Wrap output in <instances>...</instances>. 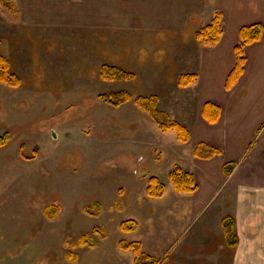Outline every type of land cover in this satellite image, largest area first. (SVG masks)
I'll use <instances>...</instances> for the list:
<instances>
[{
    "label": "rangeland",
    "instance_id": "1",
    "mask_svg": "<svg viewBox=\"0 0 264 264\" xmlns=\"http://www.w3.org/2000/svg\"><path fill=\"white\" fill-rule=\"evenodd\" d=\"M108 1L107 18L100 0H10L13 10L0 1V53L20 81L0 82V136L8 135L0 147V264H134L121 242H139L140 252L167 264L168 242L198 228L188 204L194 192H176L169 179L184 171L190 147L134 100L155 95L157 110L188 129L182 120L199 105L200 24L194 19L182 35H132V2ZM177 44L189 48L181 54ZM176 53L175 67L167 55ZM102 65L134 77L101 80ZM182 74L196 79L179 86ZM121 91L131 100L120 107L99 99ZM212 108L206 103L203 114ZM150 178L163 186L161 197L147 193Z\"/></svg>",
    "mask_w": 264,
    "mask_h": 264
},
{
    "label": "crops",
    "instance_id": "2",
    "mask_svg": "<svg viewBox=\"0 0 264 264\" xmlns=\"http://www.w3.org/2000/svg\"><path fill=\"white\" fill-rule=\"evenodd\" d=\"M125 1L133 4L132 35L140 34L142 28L148 29L145 36L172 31L182 35L194 19L201 28L217 13L222 16L223 29L218 42L210 47L201 46L197 57L198 110L193 119H181L190 131V139L185 143L190 149H183L186 159L181 167L192 174L197 185L196 191L189 195L188 204L199 225L195 234L180 235L173 245L168 242L164 261L168 259L167 264H264V0H211L209 7L207 0ZM108 2L100 0L101 15L105 17L110 16ZM113 15L120 18L118 13ZM154 19L163 22V30ZM255 24L262 26V36L244 47L243 71L226 88L227 78L237 62L234 48L239 43V31ZM119 39L127 41L123 37ZM149 40L145 39L143 48L152 44ZM187 48V44L174 47L181 54ZM169 56L172 65L180 64L177 61L181 55ZM208 102L218 108L215 120L212 119L215 110L207 116L202 112ZM202 143L220 150V155L209 159L196 157L194 149ZM229 163L236 167L226 176L224 167ZM207 212H210L208 216Z\"/></svg>",
    "mask_w": 264,
    "mask_h": 264
},
{
    "label": "trees",
    "instance_id": "3",
    "mask_svg": "<svg viewBox=\"0 0 264 264\" xmlns=\"http://www.w3.org/2000/svg\"><path fill=\"white\" fill-rule=\"evenodd\" d=\"M4 3L8 10H13V5L10 0H0ZM222 16L217 13L216 16L211 20V22L195 33L197 41L204 47L214 46L222 33ZM262 26L259 24L246 26L239 31V43L235 46L234 51L236 54L237 62L235 68L229 74L226 81V88H230L240 76L243 71L244 65V47L260 40L262 36ZM134 77L132 73L125 72L115 66L102 65L99 71V78L104 81H121V80H131ZM196 79L193 74H182L178 79L179 86H187L191 84ZM0 82L9 85L10 87H16L20 84L19 77L14 74L10 69L9 60L0 53ZM99 99L103 100L105 103L113 106L120 107L131 100L130 94L127 92H114L109 94L99 95ZM157 97L155 95L149 96H138L134 103L143 112L150 115V117L157 124L158 128L162 132L174 131L177 136V140L181 143H187L190 139V131L182 124L173 121L167 114L159 112L156 107ZM214 106V105H213ZM215 114L212 118L214 120L218 116V108L214 106ZM8 140V135L0 136V147L5 145ZM221 151L212 148L206 144H199L194 149V154L199 158H212L220 155ZM234 164H226L224 167V173L226 176L229 175L230 170L234 168ZM231 168V169H230ZM170 182L172 183L174 189L178 193H192L197 189V185L193 179L191 173L176 169L169 174ZM156 178H150L147 193L153 197H161L163 195V186L159 185ZM122 229L125 231H131L134 226L130 224H122ZM86 237L82 236L80 241L81 245H86ZM120 249L122 250H132L134 253V264H157V260L152 258L142 252H140L139 242H121Z\"/></svg>",
    "mask_w": 264,
    "mask_h": 264
}]
</instances>
